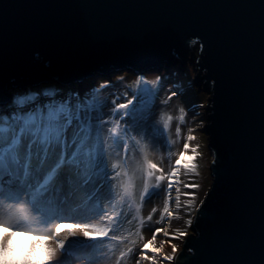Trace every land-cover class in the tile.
<instances>
[{
  "label": "water",
  "instance_id": "1",
  "mask_svg": "<svg viewBox=\"0 0 264 264\" xmlns=\"http://www.w3.org/2000/svg\"><path fill=\"white\" fill-rule=\"evenodd\" d=\"M188 54L194 82L210 93L213 180L186 240L204 252L200 260L243 261L207 248L216 236L259 245L264 0H0L5 102L23 84L64 87L180 59L183 67Z\"/></svg>",
  "mask_w": 264,
  "mask_h": 264
},
{
  "label": "snow or ice",
  "instance_id": "2",
  "mask_svg": "<svg viewBox=\"0 0 264 264\" xmlns=\"http://www.w3.org/2000/svg\"><path fill=\"white\" fill-rule=\"evenodd\" d=\"M160 80L157 77L152 83L158 85ZM110 89L109 83L72 92L32 89L17 92L6 102L0 100V264H65L69 258H82L74 248L77 243L96 251H103L99 245H112V252L118 246L113 264H128L129 260L134 264H264V78L259 245L250 238L216 236L207 248L210 255H243V261L198 259L204 252L194 250L186 240L187 229L194 225L190 213L184 229L170 230L171 221L181 218L179 196L175 198L176 210L172 209V191L181 183L180 170L196 169V149L190 145L195 136H187L188 142L167 172L145 157L137 169L144 175L137 200L135 173L130 175L128 170L129 153L140 145L137 135L147 137L154 113L139 88L126 102L122 101L127 93L110 103L98 99V93ZM151 91L158 94L157 89ZM177 95L172 92L164 103ZM184 119L182 114L181 123ZM171 121L168 116L164 131L170 129ZM175 131L180 136L179 126ZM162 184L165 203L156 223L163 225L167 217L169 227L150 229L151 238L145 240L144 227L153 221L158 209L152 208L146 217L140 214L141 209ZM175 190L180 191L179 187ZM125 203L129 210L135 206L138 221L136 231L127 235L121 233L127 218ZM184 207L191 209L192 201ZM161 234L164 240L157 244ZM80 237L82 241L77 239ZM166 246L170 251H165ZM99 259L93 254V260Z\"/></svg>",
  "mask_w": 264,
  "mask_h": 264
},
{
  "label": "rangeland",
  "instance_id": "3",
  "mask_svg": "<svg viewBox=\"0 0 264 264\" xmlns=\"http://www.w3.org/2000/svg\"><path fill=\"white\" fill-rule=\"evenodd\" d=\"M167 64V63H165ZM182 61L181 59L177 63L176 66L171 67V70H176L178 72V76L181 78L178 83L171 82L167 73H170L171 70H167L163 68V70H146L142 73H133L127 70L122 72L110 73V74H101L92 79L83 80L81 83H75L67 86H61L60 84L54 82L48 85H41L38 87H33L31 85L23 84L21 87H17L15 90H10L11 96L17 92L21 91H29L32 89H41L48 90L49 88H54L57 91H69L73 90H91L93 88H98L99 85L104 83H109L111 85L110 92L101 91L98 93V99L101 101L111 102L113 99L117 97H125V93H127L126 99L122 102H126L127 99L132 98V94L139 88L141 90V96L144 100L148 102V108H151L154 115L148 125L147 137L142 138L141 135H137V139L140 140V145L137 146L134 152L129 153V162H128V170L129 174L132 175L135 173V191L138 194L143 186L144 175L142 171L137 170L138 165H142L145 157L157 163L160 167H163L166 172L170 169L171 164L178 158L179 153L183 151V145L187 141L188 135H193V122L191 117L190 110V97L188 94L193 96L194 104L197 106H201V109L204 111L206 115V104L209 101L210 93L203 89L201 86L200 90L198 86L194 82V78L196 76L195 64L191 54H188V58L181 67ZM123 76V81L120 80V77ZM157 77H160V83L154 84L152 82L156 81ZM144 81H149L147 85L144 84ZM23 83V82H22ZM152 89H157L158 94L156 92L151 91ZM178 92L177 96L172 97V99L165 104L162 108L156 111V103H158L159 98L163 96V101L167 99L168 96L171 95L172 92ZM154 105V107H153ZM141 106L138 105V108ZM183 109V113L181 112ZM108 109H106L107 111ZM185 116L184 122L181 123L180 116ZM168 116L172 117L171 127L168 131H164L163 124ZM206 117V116H205ZM207 123V119L204 120ZM206 125V124H205ZM181 128L180 136L176 135V127ZM206 128H202L200 130V137L196 142L193 148L196 149L195 152V160L196 169L194 171L188 172L185 169H181L179 173V180L181 181L176 187H179L180 191L177 192L175 190L176 187L173 188L172 198L173 211L176 210L175 198L177 196L180 197L181 210H180V219H174L171 221L170 230L174 231L177 228L184 229L185 228V220L189 218V213L191 217L194 219L197 211L195 209H199L201 205V201H204L210 187L212 184L213 176L211 173L210 165L212 160V150L209 147V137L205 132ZM135 134V133H134ZM174 141V143H172ZM154 183V181H153ZM167 181L164 182L166 184ZM184 184H196L198 187L196 188H185ZM164 185L162 184L161 190L158 191V194L153 196L151 201L146 202L142 209L141 215L147 216L152 208H157L158 211L153 217V221L149 224H146L143 230V235L145 240L151 238L150 229H154L156 227H169L168 219L165 218V223L163 225H159L156 223V220L159 219L161 212L163 211L164 203H165V192L163 191ZM187 193V195H186ZM188 201H192V208L184 207ZM128 209V204L125 203L123 205V209L127 213V218L124 220L123 228L121 233L127 235L129 231L135 232L138 221L135 219V211ZM188 234L193 232V228L187 229ZM136 239L135 236L132 237ZM164 240L163 235L157 237V244ZM174 243H178L177 241H173ZM76 245L80 246V243ZM101 249L108 248V263L113 264V259L115 255H118L119 247H116L115 252L109 251L112 245L105 244L98 246ZM183 248V245H181ZM92 248H89V250ZM165 251H170L169 247H165ZM83 252V251H82ZM111 257V259L109 258ZM65 264H72L71 258L66 260ZM128 264H134V261L129 260Z\"/></svg>",
  "mask_w": 264,
  "mask_h": 264
},
{
  "label": "bare ground",
  "instance_id": "4",
  "mask_svg": "<svg viewBox=\"0 0 264 264\" xmlns=\"http://www.w3.org/2000/svg\"><path fill=\"white\" fill-rule=\"evenodd\" d=\"M176 66V65H173ZM171 66V67H173ZM170 68H166L167 70H171ZM169 79L171 82H175L178 83L180 81V77L178 76V72L176 70H171L170 73H167ZM190 97V110H191V117H192V122H193V136L196 137L195 140L190 142L191 147L193 148V146H195L196 142L198 141L199 137H200V130L203 128L204 126H206L205 124L208 123V119L207 117H205V113L204 111L201 109V106H197L196 104H194V99L193 96H191L190 94H188ZM164 106V101H163V96H161V98H159L158 103H156V111H158L160 108H162ZM206 112V110H205ZM207 119V123L204 122V120ZM192 135V134H191ZM191 154V153H190ZM174 163V162H173ZM172 163V164H173ZM171 164V165H172ZM177 185H175L174 187H176ZM79 241H82L83 238H77ZM74 248L77 251V256L78 257H82L80 259H76L73 260L71 258V262L72 264H109L108 263V253H106L108 251V248L103 249V251H96L95 249H90L89 248H84L82 246V244H80V246L78 245H74ZM83 251V252H82ZM93 254H95V256L100 257L99 260H93Z\"/></svg>",
  "mask_w": 264,
  "mask_h": 264
}]
</instances>
